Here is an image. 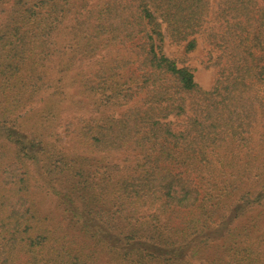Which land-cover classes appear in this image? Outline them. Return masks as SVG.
<instances>
[{
    "label": "trees",
    "instance_id": "obj_1",
    "mask_svg": "<svg viewBox=\"0 0 264 264\" xmlns=\"http://www.w3.org/2000/svg\"><path fill=\"white\" fill-rule=\"evenodd\" d=\"M0 264H264V0H0Z\"/></svg>",
    "mask_w": 264,
    "mask_h": 264
},
{
    "label": "rangeland",
    "instance_id": "obj_2",
    "mask_svg": "<svg viewBox=\"0 0 264 264\" xmlns=\"http://www.w3.org/2000/svg\"><path fill=\"white\" fill-rule=\"evenodd\" d=\"M167 53L174 55V56H182L184 54L182 49L174 48L171 46L166 47ZM207 48L205 45L200 43L198 50L194 52L193 54L188 56V64L196 69L195 72V80L196 83L204 90H211V88L214 86L215 83V68L206 69L202 65V60L205 57ZM75 74V73H73ZM74 75H72V78ZM69 84H71V79L68 81ZM67 91L69 93H72V90L70 88H67ZM72 99L68 98L66 96L63 97V99L59 102L57 105V114L60 115L61 118L64 120L67 118H70L74 115H80L81 112L78 110V108L74 107V104L71 103ZM71 101V102H70Z\"/></svg>",
    "mask_w": 264,
    "mask_h": 264
}]
</instances>
